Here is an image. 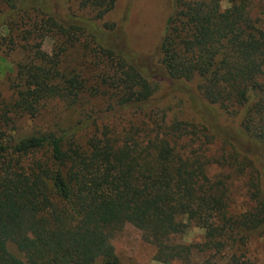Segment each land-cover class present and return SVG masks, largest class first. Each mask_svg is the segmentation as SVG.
I'll use <instances>...</instances> for the list:
<instances>
[{
  "label": "trees",
  "instance_id": "trees-1",
  "mask_svg": "<svg viewBox=\"0 0 264 264\" xmlns=\"http://www.w3.org/2000/svg\"><path fill=\"white\" fill-rule=\"evenodd\" d=\"M116 2L0 0V61L21 56L0 96V264H119L111 236L126 225L160 264H250L264 241V33L248 0H172L159 40L166 80L236 124L241 149L216 152L203 125L157 120V87L104 22ZM52 103L77 119L38 125ZM125 113L133 124H100ZM194 228L202 240L185 242Z\"/></svg>",
  "mask_w": 264,
  "mask_h": 264
},
{
  "label": "rangeland",
  "instance_id": "rangeland-1",
  "mask_svg": "<svg viewBox=\"0 0 264 264\" xmlns=\"http://www.w3.org/2000/svg\"><path fill=\"white\" fill-rule=\"evenodd\" d=\"M171 3L172 0H117L114 9L104 19V22L116 25L114 46L132 61L142 65L145 73L157 87L150 101L151 111L155 114L159 113V115L156 114L157 120L164 119L166 123L181 121L203 125L207 133L213 137L212 146H209L212 152L218 151L224 145L223 143L241 149V142L236 140V124L232 120L217 107L207 104L194 91L192 84L173 85L163 76L159 65L158 45L165 20L171 10ZM222 6L223 8L227 6L225 1ZM247 12L250 19L256 22L264 33V0H248ZM51 46V42L47 41L44 49L50 51ZM20 57L13 56L7 61H0V96H7V80L14 69V63ZM75 60V56L70 59L71 68L76 65ZM93 105L98 107L101 103L93 102ZM62 109L60 103L48 105L37 124L52 126L57 122L66 126L77 119L76 114L71 115ZM130 118L128 113L113 115L102 120L100 124L108 126L116 124L123 127L134 123L130 122ZM28 126L29 123L19 124V128L23 129L21 133H26ZM232 180L234 181L231 188V199L236 209L244 203V183L242 180L235 181L234 175H232ZM201 236L199 230L194 228L186 233L183 240L187 243H198L202 240ZM111 245L119 264H160L153 260L154 248L144 241L141 232L130 225L112 234ZM9 249L16 253L14 248L9 247ZM245 255L250 264H264V241L252 240L247 246ZM200 262V258H196L190 264ZM216 264L223 263L217 261Z\"/></svg>",
  "mask_w": 264,
  "mask_h": 264
}]
</instances>
